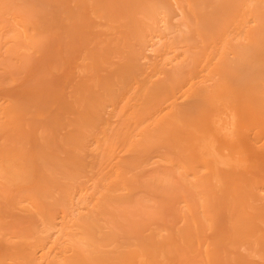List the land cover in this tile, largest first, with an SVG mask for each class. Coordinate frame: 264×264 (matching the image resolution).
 <instances>
[{"label": "rangeland", "instance_id": "obj_1", "mask_svg": "<svg viewBox=\"0 0 264 264\" xmlns=\"http://www.w3.org/2000/svg\"><path fill=\"white\" fill-rule=\"evenodd\" d=\"M0 264H264V0H0Z\"/></svg>", "mask_w": 264, "mask_h": 264}]
</instances>
